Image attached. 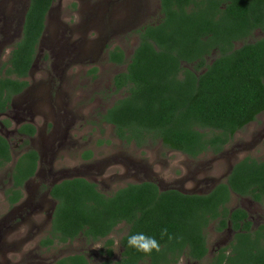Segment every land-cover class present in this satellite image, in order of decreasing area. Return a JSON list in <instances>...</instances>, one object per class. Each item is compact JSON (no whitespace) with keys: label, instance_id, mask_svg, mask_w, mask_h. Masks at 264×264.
I'll use <instances>...</instances> for the list:
<instances>
[{"label":"trees","instance_id":"1","mask_svg":"<svg viewBox=\"0 0 264 264\" xmlns=\"http://www.w3.org/2000/svg\"><path fill=\"white\" fill-rule=\"evenodd\" d=\"M53 2L30 0L21 38L2 65L0 115L29 88L27 78ZM160 13L158 22L136 31L138 44L130 58L119 47L108 51L110 63L126 66L112 80L114 91L124 95L100 120L125 144L143 148L157 142L190 159L217 156L264 113V0H160ZM256 32L261 37L250 42ZM19 133L33 137L36 128L23 124ZM90 157L87 152L85 158ZM37 161L38 154L30 150L15 162L13 186L5 193L10 204L21 198ZM10 162V145L0 135V169ZM233 195L264 203V161L240 160L206 194L161 191L155 183L141 182L107 195L87 179L64 180L51 189L57 206L41 244L107 239L105 249L112 256L109 237L124 225L122 254L114 264H176L181 257L204 264L207 230L214 225L218 233L230 228L233 239L206 264H264V225L253 228L246 210H230ZM137 232L155 237L159 251L145 254L128 246L127 238ZM57 264L87 262L75 255Z\"/></svg>","mask_w":264,"mask_h":264},{"label":"rangeland","instance_id":"2","mask_svg":"<svg viewBox=\"0 0 264 264\" xmlns=\"http://www.w3.org/2000/svg\"><path fill=\"white\" fill-rule=\"evenodd\" d=\"M29 1L0 0V75L21 38ZM161 17L160 0H54L27 78L29 88L13 98L8 116H0V135L11 148V162L0 169V264H48L56 257L76 253H84L93 264L105 259V240L91 244L79 237L70 245L41 246L54 208L46 196L52 181L82 177L107 195L144 181L156 183L161 191L206 194L224 182L240 160L264 161V113L237 132L223 153L198 159L157 142L143 148L125 144L112 126L100 120L124 95L114 91L112 80L126 66L110 63L108 51L119 47L130 58L138 44L136 31ZM260 37L256 32L249 41ZM23 124L36 128L30 146L22 144L23 137L17 132ZM28 147L41 154L40 164L22 190L21 202L11 207L5 191L11 187L15 162ZM87 152L90 158H85ZM26 205L28 210L18 213ZM228 208L246 210L253 228L264 225V204L233 195ZM126 233L127 227L122 225L111 236L115 241L113 261L120 258L119 241ZM207 239L209 255L204 264L216 249L232 241L233 232L216 233L211 225ZM180 264L198 263L182 259Z\"/></svg>","mask_w":264,"mask_h":264},{"label":"flooded vegetation","instance_id":"3","mask_svg":"<svg viewBox=\"0 0 264 264\" xmlns=\"http://www.w3.org/2000/svg\"><path fill=\"white\" fill-rule=\"evenodd\" d=\"M29 4H30V1H29ZM28 7H29V5H28ZM13 49V48H12ZM26 91V90H25ZM24 91V92H25ZM23 92V93H24ZM17 97V96H16ZM15 98V97H14ZM11 107H12V102H11V105H10V107H9V109H7L6 110V112H4L3 114H1L0 116H8V113H9V111H10V109H11ZM22 126V125H21ZM20 126V127H21ZM20 127H18V129H17V132H18V134H19V136L20 137H23V145L24 146H30L31 145V138H33V137H29V136H27V135H24V134H20L19 133V128ZM36 135V134H35ZM25 141H27V144L25 143ZM8 142V141H7ZM8 144H9V142H8ZM30 150H32L31 148H27L26 149V152H24L23 154H25V153H27V152H29ZM34 151H36V150H34ZM36 153L38 154V161H37V168H38V163L40 162V160H41V154L38 152V151H36ZM40 164V163H39ZM37 168H36V172H37ZM35 172V174H34V176L32 177V178H30L29 180H27L24 184H23V186H22V188H21V194H23V192H22V190L24 191L25 190V188L27 187V185H28V182L31 180V179H33L35 176H36V173ZM75 178H82V177H75ZM69 179H73V178H69ZM85 179V178H84ZM11 180V179H10ZM64 180H68V179H62V180H59V181H55V182H51L50 183V185L47 187V190H46V196L47 197H49V200L52 202V204H54V206H52V207H54V208H52V210L50 209V212H49V215H48V218H49V220H50V226H51V220H52V216H53V213H54V210H55V207L57 206V201L55 200V199H53V197L51 196V189L55 186V185H57V184H59V183H61L62 181H64ZM91 182V181H90ZM144 182H150V181H144ZM94 183V182H93ZM152 183H154V182H152ZM96 184V183H95ZM156 184V183H155ZM157 185V184H156ZM12 186H13V183H12V180H11V187L9 188V189H11L12 188ZM9 189H7L6 191H5V193L9 190ZM6 195V194H5ZM7 198V197H6ZM22 198H23V196H21V198L16 202V203H14V204H10L9 203V201L7 200V202H8V204H9V206H14V205H17V204H19L20 202H21V200H22ZM250 199V198H249ZM252 200V199H251ZM253 201V200H252ZM255 202V201H254ZM255 203H257V202H255ZM258 204H261V203H258ZM264 204V203H263ZM19 211H18V213H21V212H23L24 210H28V207H27V205L26 206H22V207H20L19 209H18ZM248 213V212H247ZM248 216H249V214H248ZM20 217H22V215H20ZM250 220V219H249ZM251 221V220H250ZM253 225V224H252ZM119 228V227H118ZM228 229H230V228H228ZM228 229H226L225 231H227ZM118 230V229H117ZM116 230V231H117ZM231 230V229H230ZM49 231H50V227H49V230L47 231V233H46V235L48 236V234H49ZM215 231V230H214ZM224 231V232H225ZM232 231V230H231ZM216 232V231H215ZM233 232V231H232ZM216 233H218V232H216ZM223 233V232H222ZM113 235V234H112ZM111 235V236H112ZM46 236V237H47ZM111 236H110V239H112L111 238ZM45 237V238H46ZM78 239V238H77ZM76 239V240H77ZM121 239V238H120ZM76 240H74V241H76ZM113 240V239H112ZM74 241H72V242H67V243H57V241L56 242H54L52 245H50V246H44V245H42L41 244V242H40V244H41V246H43L44 248H46V249H48V248H53V247H57V246H63V245H70V244H72V243H74ZM106 241H107V239L105 240V242H104V252L102 253L103 255H104V257H105V259L102 261V262H100L99 264H103V263H105V262H110L111 264H114L116 261H113L112 259H113V257H114V252H113V247H114V245H115V241H114V245H113V247H112V256H109L108 254H107V252H106V249H105V243H106ZM120 242V241H119ZM207 245H208V239H207ZM229 245V243L227 244V245H225V246H222V247H219L218 249H220V248H223V247H226V246H228ZM119 247H120V249H121V253H120V257H121V254H122V248H121V246H120V244H119ZM208 248H209V245H208ZM218 249H216V250H218ZM75 255H82L83 257H84V260H86V262H87V264H93L91 261H90V258H88L84 253H76V254H73V255H67V256H62V257H60V258H58V257H56L54 260H52L51 262H49L48 264H57V262L58 261H60V260H62L63 258H66V257H69V256H75ZM208 255H209V253H208ZM86 257V258H85ZM120 259V258H119ZM118 259V260H119ZM182 259H186V260H189L188 258H186V257H181L180 258V260L176 263V264H180V262H181V260ZM211 259V258H210ZM209 259V260H210ZM190 261V260H189ZM193 262H195V261H193ZM196 263H198V264H200L199 262H196ZM141 264H146V263H141Z\"/></svg>","mask_w":264,"mask_h":264},{"label":"clouds","instance_id":"4","mask_svg":"<svg viewBox=\"0 0 264 264\" xmlns=\"http://www.w3.org/2000/svg\"><path fill=\"white\" fill-rule=\"evenodd\" d=\"M128 246L135 248L145 254H150L153 250L159 251V242L153 236H148L143 232H137L127 238Z\"/></svg>","mask_w":264,"mask_h":264}]
</instances>
